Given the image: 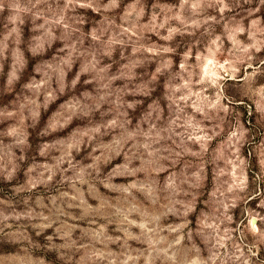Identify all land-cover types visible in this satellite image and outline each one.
Listing matches in <instances>:
<instances>
[{"label": "clouds", "instance_id": "clouds-1", "mask_svg": "<svg viewBox=\"0 0 264 264\" xmlns=\"http://www.w3.org/2000/svg\"><path fill=\"white\" fill-rule=\"evenodd\" d=\"M0 16V264H264V0Z\"/></svg>", "mask_w": 264, "mask_h": 264}, {"label": "rangeland", "instance_id": "rangeland-1", "mask_svg": "<svg viewBox=\"0 0 264 264\" xmlns=\"http://www.w3.org/2000/svg\"><path fill=\"white\" fill-rule=\"evenodd\" d=\"M7 20L4 18V16H0V32H3L5 30V25L7 24ZM30 35V33L27 32V29H25V37L27 38ZM7 70V66L5 65V72ZM9 99L7 93L5 92L3 88V76L0 75V104H3L7 102ZM41 139H44V137L39 136L38 129L33 131V152H35V149L38 147L39 142Z\"/></svg>", "mask_w": 264, "mask_h": 264}]
</instances>
